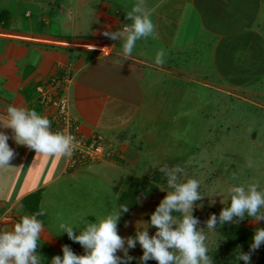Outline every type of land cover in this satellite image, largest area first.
Returning a JSON list of instances; mask_svg holds the SVG:
<instances>
[{
    "label": "crops",
    "instance_id": "obj_1",
    "mask_svg": "<svg viewBox=\"0 0 264 264\" xmlns=\"http://www.w3.org/2000/svg\"><path fill=\"white\" fill-rule=\"evenodd\" d=\"M135 2L0 0V131L9 135L15 153L10 167L0 169V232L12 231L24 215H37L43 225L36 250L39 264H51L53 256H62V245L83 249L59 225L68 223L79 234L89 223V215H80L92 196L80 191L79 185L105 168L67 170L64 157L18 145L5 126L9 106L34 109L49 118L53 109L40 104L36 88L54 75L67 76L64 94L70 115L86 134L113 132L105 138L117 147L114 162H124L132 153L117 135L134 122L138 109L149 106L156 113L160 98L152 93L148 103L146 94L159 84L168 86L167 78L208 89L205 85L215 81L210 75L213 68L223 73L222 57L232 56L250 66L238 65L234 70L238 79L242 71H253L256 62L264 67L256 25L263 17L264 0H145L156 36L138 42L132 55L123 57L121 41L103 33L130 23L126 13ZM159 49L167 53L161 65L154 60ZM205 63L211 67L205 71L208 74L196 76ZM108 106L113 112L109 118L104 117ZM112 192L108 198L117 203Z\"/></svg>",
    "mask_w": 264,
    "mask_h": 264
},
{
    "label": "rangeland",
    "instance_id": "obj_2",
    "mask_svg": "<svg viewBox=\"0 0 264 264\" xmlns=\"http://www.w3.org/2000/svg\"><path fill=\"white\" fill-rule=\"evenodd\" d=\"M261 14L262 20L256 24L260 29L258 48L264 47V12ZM221 60L223 73H216L213 68L210 75L213 73L215 81L205 85L208 89L195 84L190 86L184 79L167 78L168 86L159 84L147 92L148 103L154 93L160 98L158 104L162 105L156 106V113L151 112L149 106L138 109L136 121L117 135L119 143L132 153L129 161L114 162L118 160L117 153L113 159L86 165L105 169L97 171L96 176L89 177L84 184L80 183V191L92 196L83 208L85 213L80 216L89 215H85L88 222L94 223L99 217L119 212L118 235L134 237L142 229L153 235L156 229L150 225V216L171 191L168 177L161 168L179 166L182 171L177 173L178 181L191 177L201 182L202 196L194 202L192 214L199 221L197 227L208 236L212 264H244L242 260L236 261L234 254L238 247L247 252L248 246L241 243H244L241 237L232 234V228L253 233L256 227H264V222L245 216L243 220L234 218L232 222L220 224L219 213L230 203L227 190L231 186L258 182L264 187V67L259 68L256 62L253 71H242L238 79L234 71L238 65L240 68L247 65V69L250 66L232 56ZM196 67L197 62H194L192 68ZM200 67L203 72H194L196 76L208 74L205 71L211 69L208 63ZM164 76L167 77L160 74ZM110 114L113 116L108 106L104 117L109 118ZM112 133L101 134L108 138ZM111 192L117 203L108 198ZM126 205L130 207L124 211ZM180 215L173 213L177 218ZM210 215L217 216L212 232L207 228ZM79 220L83 223L81 218ZM125 249L134 258L129 264H141L142 249L138 243L133 249H128L125 243ZM71 250L77 255L85 252L84 249ZM116 254L124 256L121 250ZM146 264L157 262L150 259ZM251 264H264V248L252 254Z\"/></svg>",
    "mask_w": 264,
    "mask_h": 264
},
{
    "label": "clouds",
    "instance_id": "obj_3",
    "mask_svg": "<svg viewBox=\"0 0 264 264\" xmlns=\"http://www.w3.org/2000/svg\"><path fill=\"white\" fill-rule=\"evenodd\" d=\"M152 11L145 0H136L124 24L116 32H104L103 35L122 43V56L130 57L138 42L155 38L156 25L152 21ZM166 51L157 50L154 60L161 65L165 63ZM8 118L5 126L14 133L15 142L35 153L45 156L71 157L75 148L74 136L63 132L50 131V120L34 109L23 107L7 108ZM9 135L0 131V169L9 168L15 153L8 144ZM171 189L160 201L150 216V225L156 229L153 235L147 230H140L134 237L124 238L117 233L119 212L99 217L94 223L75 234L68 223H61L59 228L66 233L69 240L78 243L84 250L83 255L75 254L68 245H62L61 255H55L51 264H129L134 258L128 255V249H142L141 264L154 259L157 264H212L208 255V236L197 227L199 221L193 216L194 202L201 199L200 180L186 178L178 181L177 173L182 169L161 168ZM258 188L260 190H258ZM230 203L219 213V223L232 222L234 218L243 220L245 216L257 222H264V187L258 182L235 184L228 188ZM127 211V208H123ZM173 213H180L174 217ZM217 225V216L210 215L207 228L210 232ZM43 225L37 215H24L15 224L12 231L0 232V264H39L36 254ZM264 248V227H256L252 233L248 251L241 247L234 254L236 261L251 264L252 254ZM121 250L124 256H118Z\"/></svg>",
    "mask_w": 264,
    "mask_h": 264
},
{
    "label": "built area",
    "instance_id": "obj_4",
    "mask_svg": "<svg viewBox=\"0 0 264 264\" xmlns=\"http://www.w3.org/2000/svg\"><path fill=\"white\" fill-rule=\"evenodd\" d=\"M68 77L54 75L48 81L36 88L40 104L53 109L49 116L50 131L63 132L74 136L75 148L71 157H64L65 168L75 170L88 163L102 159H113L117 155V148L100 133L86 134L80 123L68 111V99L64 89Z\"/></svg>",
    "mask_w": 264,
    "mask_h": 264
},
{
    "label": "trees",
    "instance_id": "obj_5",
    "mask_svg": "<svg viewBox=\"0 0 264 264\" xmlns=\"http://www.w3.org/2000/svg\"><path fill=\"white\" fill-rule=\"evenodd\" d=\"M0 21H1V19H0ZM129 194L131 193V192H128ZM124 207H126L127 209L130 207V206H124ZM121 209V208H120ZM122 210V209H121ZM120 219V218H119ZM121 221V220H120ZM236 232V233H235ZM232 234L234 235V234H236L238 237H241L243 240H244V243L243 242H241L242 244H245L244 246H248L249 245V243H250V241H251V236H252V232H249V231H247V230H245V229H241V228H235V227H233L232 228Z\"/></svg>",
    "mask_w": 264,
    "mask_h": 264
}]
</instances>
